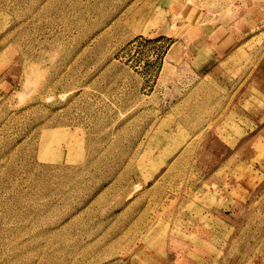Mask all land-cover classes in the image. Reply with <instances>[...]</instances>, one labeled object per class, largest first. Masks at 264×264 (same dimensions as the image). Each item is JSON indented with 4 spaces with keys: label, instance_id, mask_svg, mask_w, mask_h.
<instances>
[{
    "label": "rangeland",
    "instance_id": "obj_1",
    "mask_svg": "<svg viewBox=\"0 0 264 264\" xmlns=\"http://www.w3.org/2000/svg\"><path fill=\"white\" fill-rule=\"evenodd\" d=\"M0 264H264V0H0Z\"/></svg>",
    "mask_w": 264,
    "mask_h": 264
},
{
    "label": "crops",
    "instance_id": "obj_2",
    "mask_svg": "<svg viewBox=\"0 0 264 264\" xmlns=\"http://www.w3.org/2000/svg\"><path fill=\"white\" fill-rule=\"evenodd\" d=\"M197 43L199 44V42H197ZM197 43L193 44V48H194V47H197V46H196ZM203 43H204V42H203ZM199 49H200V48H199ZM174 52H175V51L172 52V55L174 54ZM202 53H205V52L202 51ZM210 53H211V52H210ZM205 56H206V57H205ZM205 56H202V57H204V59H205V58L207 59V58L210 56V54H207V55H205ZM211 56H212V55H211Z\"/></svg>",
    "mask_w": 264,
    "mask_h": 264
}]
</instances>
